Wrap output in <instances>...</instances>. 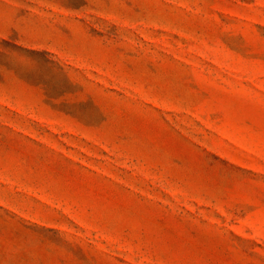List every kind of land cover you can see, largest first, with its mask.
Masks as SVG:
<instances>
[{"label": "rangeland", "instance_id": "374dc122", "mask_svg": "<svg viewBox=\"0 0 264 264\" xmlns=\"http://www.w3.org/2000/svg\"><path fill=\"white\" fill-rule=\"evenodd\" d=\"M0 264H264V0H0Z\"/></svg>", "mask_w": 264, "mask_h": 264}]
</instances>
